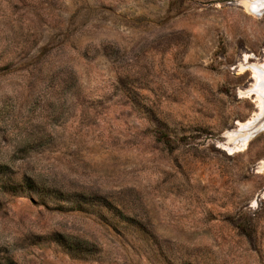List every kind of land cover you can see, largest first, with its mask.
<instances>
[{"label":"rangeland","instance_id":"1","mask_svg":"<svg viewBox=\"0 0 264 264\" xmlns=\"http://www.w3.org/2000/svg\"><path fill=\"white\" fill-rule=\"evenodd\" d=\"M244 1L0 0V264H264Z\"/></svg>","mask_w":264,"mask_h":264},{"label":"bare ground","instance_id":"2","mask_svg":"<svg viewBox=\"0 0 264 264\" xmlns=\"http://www.w3.org/2000/svg\"><path fill=\"white\" fill-rule=\"evenodd\" d=\"M246 9L254 16H260L264 13V0H245L242 2ZM245 69H250L254 82L246 95H255L259 113L254 115L249 121L239 123L237 130L228 133L233 144L228 146V151L235 153L242 151L247 147L248 141L252 139L255 133L264 131V62L262 64H248ZM244 69V65L241 67ZM245 95V96H246ZM264 167V163H262ZM264 195V193H263Z\"/></svg>","mask_w":264,"mask_h":264}]
</instances>
